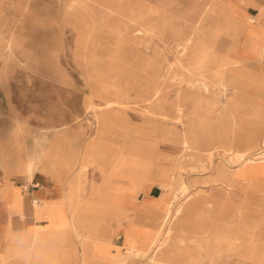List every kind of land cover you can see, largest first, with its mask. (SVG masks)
<instances>
[{"label":"crops","instance_id":"0c3cea01","mask_svg":"<svg viewBox=\"0 0 264 264\" xmlns=\"http://www.w3.org/2000/svg\"><path fill=\"white\" fill-rule=\"evenodd\" d=\"M144 1L149 7L148 11L143 8L142 12L156 13V16L149 17L156 24H172L171 21L182 24V18L185 20L183 24H205L211 33L207 42L211 45L210 53L222 60L230 58L239 62L235 68L203 74L212 82H221L224 87L227 84L226 91L216 86L220 95H225L224 110L219 111L217 101L209 96L184 92L177 102L183 109V124L150 117L146 113L147 107L142 114L148 127L139 129V140L132 145V126L126 118L124 127L121 117L116 121L121 131L106 136L105 142L110 145L106 147L104 140L95 137V133L87 138L83 118L85 89H71L68 85L48 82L33 74L27 88L29 93L62 92L69 95L63 97L65 106L61 111L50 116L1 118L11 127H1L3 122L0 121V264H113L127 248L149 250L167 205L181 184L174 161L169 168L162 163L163 160L156 162L149 157L157 149L150 140L170 144L173 149L178 145V151L183 140L182 132H187L203 150L212 141V137L204 135L203 131L204 126L210 125L211 131L221 136L223 144L236 136L243 144L255 140L262 142L259 131L264 125V0H190L188 17H183L182 0ZM218 38L222 40L220 45ZM217 47L223 51L217 53ZM148 63L147 68L152 69L153 63ZM211 74L220 78L212 80L208 77ZM209 89L202 88L205 94ZM71 93H77L76 109L70 108V100L75 103V96ZM153 94L154 89L147 102H153ZM165 104L158 106L157 112L173 117L176 106L169 114L165 111ZM155 126H158L156 132L153 131ZM167 133L172 135L167 136ZM34 136L44 137L40 154L26 149ZM23 139L27 142L24 146L20 143ZM88 143L94 148H88ZM38 155L39 160L35 161ZM29 157L34 160L31 175L27 171ZM94 159L99 162L95 164ZM133 161L142 162L135 173ZM184 181L191 183V190L210 192L189 202L188 218L191 220H202V212L210 208L212 215H219L225 221V191L237 193L239 203L248 198L255 203L253 208L240 209L243 211L238 212L243 214L240 219L244 221L253 215L255 220L264 219L262 214L256 213L259 205L264 204L263 161L241 167L216 165L205 172L187 171L184 172ZM218 198H222L221 204H218ZM214 210L216 213L213 214ZM234 215L232 208L230 217L235 218ZM248 225L250 232L246 240L212 235L211 242L205 245L199 244L200 239L186 241L187 238L201 237L196 228L177 229L172 237L183 238L185 242H171L167 252L163 250L155 260L153 254H148L132 258L126 264H225L230 259L232 263L237 259L242 264H264V249H260L262 242L255 236L258 226ZM9 236L18 238L19 242L12 245L15 255L6 260L4 255L11 247L7 240ZM217 240L222 245L219 251ZM225 251L232 254L225 257ZM185 253L189 254L190 260L198 253H209L211 259L187 263L184 262ZM214 253L219 256L212 258Z\"/></svg>","mask_w":264,"mask_h":264},{"label":"rangeland","instance_id":"374dc122","mask_svg":"<svg viewBox=\"0 0 264 264\" xmlns=\"http://www.w3.org/2000/svg\"><path fill=\"white\" fill-rule=\"evenodd\" d=\"M182 1L183 17H188L190 0ZM147 3L144 0H0V121L1 118L7 116L44 118L46 115L50 116L55 112H60L65 106L62 103H65L63 97L69 94L41 92L34 95L28 92L29 80L35 73L48 82L65 84L75 90L78 88L85 89L86 100L83 118L86 123L88 139L96 130V108L94 104H98L99 99L95 96L94 99L91 98L89 103L92 105L90 108H87V99L90 95V89L95 87L99 91V87L96 84V86H92L87 79L95 78V76L98 77L99 82L100 78H107L115 82V87L111 89V92L120 94L126 92L125 94L128 95L127 106L123 111V119L121 120L124 127L126 118L128 124L132 126V145L135 140L140 139L135 130L148 127L143 122L144 115L142 112L148 107L145 100L151 97L153 89L159 83H162L161 93L165 96V100L167 99L164 106L165 111L169 114L174 111L176 94L180 88L183 89V92L192 93L199 97L209 96L210 99L217 101V109L222 112L225 95H220L216 86H211L209 92L205 94L200 87L187 89L183 84V87L178 86L175 81H172L173 72L177 69L168 68V64L180 56L178 48H176L177 40L172 35L171 30L166 31L162 36L144 33L146 24H156V21L149 19L151 16H156V13L142 12L143 8L148 11ZM131 8L135 11L140 10L139 14L134 13L133 16L125 14V11L127 13V10ZM117 9L124 10V12H116ZM182 21L185 22L184 18ZM171 23L170 26H191L183 23L174 24V21ZM80 35L82 37L84 35L85 39L82 45L79 43ZM221 41L218 38V45L221 44ZM221 49L217 47L215 51L220 53L223 51ZM146 61L153 63L152 69L144 68ZM94 63L97 65L98 72L93 70ZM208 77H211L212 80L220 78L219 75L213 74L208 75ZM44 87L46 86L44 85ZM70 95L75 96V103H73V99L70 100V108L76 109L77 93ZM1 122H3L1 127H11L4 124L5 119ZM21 127L25 126L21 125ZM156 138L159 139V135ZM31 139L28 141L26 149L40 154L45 143L44 137L42 139L40 136L38 138L34 136ZM219 140L221 141V139ZM219 140L217 139L215 143L222 145L223 143ZM150 141L153 145L156 144L157 149L155 154L149 157L156 162L163 160L162 163L171 167V163L177 157V149H173L170 144L157 142L156 139ZM211 143L214 144V141L212 140ZM22 149L24 148L22 147ZM164 156L167 158L163 159ZM38 160L39 155L35 161ZM238 199L237 193L228 194V191H225L226 222L232 223L242 220L239 217H230L232 208L238 206ZM221 201L222 198L217 199L218 204H221ZM242 202L244 204L253 202V200L248 198ZM254 204L251 203L250 206H254ZM256 213L262 214L261 218H264V204L258 207ZM253 216L244 221L250 225L258 226L255 236L259 238V242H262L260 244L262 250L264 249V219L255 220ZM249 232L241 230L237 233L238 235L230 236L236 241H243L249 238ZM226 249H228L227 246ZM225 252V257L232 254ZM249 256L251 257V255ZM231 260L225 264H242L237 259L233 263Z\"/></svg>","mask_w":264,"mask_h":264},{"label":"bare ground","instance_id":"6f19581e","mask_svg":"<svg viewBox=\"0 0 264 264\" xmlns=\"http://www.w3.org/2000/svg\"><path fill=\"white\" fill-rule=\"evenodd\" d=\"M88 2H90V1H88ZM70 6H72V5H70ZM83 7H85V6H83ZM90 10H92V9H90ZM139 11H135L134 9L131 8V9L127 10V13L125 11V14H127L129 16L130 15L133 16L134 13H136V15H138ZM116 12L122 13V12H124V10H118L117 9ZM163 22H164V20H163ZM85 24H87V23H85ZM146 25L147 26L144 29V33L146 32V33H151V34L156 35V36H162L166 31L171 30L172 35L176 38V40H177V47L176 48H178L180 56L178 58H176L174 61L169 62L168 68H172V69L176 68L177 69L176 71L173 72V78H171V79H173L172 81H175V83L178 86H182V84H183V86H185L187 89L200 87V88H204L206 90L209 89L211 86H220V87H222L221 88L222 91H224V90L226 91L227 84H225V87H224V84H222L221 82H212L211 80H208V78L204 77L203 74H206L207 72H217L218 70H221V69L226 70V69L235 68L239 65V62L235 59H230V58H225V60H222L217 55L210 53L211 45L207 44V42L211 36V33L209 32V30L207 29L205 24H190L191 26H187V25L170 26V24H146ZM83 41H85L84 35H83V37L80 35L79 36L80 45H82L84 43ZM117 47H120V46L117 45ZM117 49H119V48H117ZM262 54L264 55V48L262 50ZM262 61H263V59H262ZM148 64H149L148 61H146V63L144 64V68H147ZM97 69H98L97 65L94 63L93 70L97 71ZM178 69H180L181 71ZM87 81L92 86L96 84L99 87V91L95 87L90 89V95L89 96L87 95L88 96V99H87L88 100V104H87L88 107L87 108H90V105H92L91 103H89L91 101V98H93L95 96L99 99V103L94 104V106L96 108V117L95 118H96V123H97L96 130H95V137H97L99 139H103L104 143L106 144L105 138L108 134H111L114 131H117L118 133L121 131V126L119 124H116V121L122 117L123 111H124L125 107L127 106L128 95L125 94L126 92L123 94H120L117 92H111V89L112 88L114 89V87H115V83L113 81L108 80L107 78L106 79L100 78V82H99L98 77L95 76V78L94 77L89 78V79H87ZM167 81H168V79H167ZM129 82H131V81H129ZM164 84H166V83H164ZM185 87H184V89H185ZM162 89H163L162 83H159L154 88L153 102L149 103V102H147V100H145L148 103V108H149V110L146 113L149 114L150 117L154 116L155 118H158L160 121L170 120L172 122H176L177 124H183V121H184L183 109L181 106H179L177 104V102L179 101L180 94L184 93L182 91L183 89L180 88L176 94V102L174 103V105L176 106L177 110H176V113L174 114L173 117H170L166 113L157 112L156 108L158 106H160L161 104L165 103L167 100V99L165 100V97L161 93ZM93 112H94V110H93ZM142 113H144V112H142ZM190 125H191V123H190ZM211 130L212 129H211L210 125L204 126V130H203L204 135H206L208 137H212L214 144L210 142V144L206 148H204L203 150H200L199 146L193 141V137H190L191 135L189 133L182 132L183 140H182L180 149L177 151V157L174 159V163L177 165V168L179 170L177 172H179L178 178L181 181V184L179 186V189L174 194L172 200L167 205L166 214H165L164 218L162 219V221L159 225V230L157 232V236L153 239L149 250L127 248L125 251V254L123 256H121L119 259H117V261L113 264H126L132 258H135V259L141 258V257L147 256L148 254H153L152 259L155 260L156 257L158 256V254L162 253L163 250L165 252H167V248L172 244L171 242H174V241H177L179 243L185 242V239H183V238H178L177 236H176L177 238L172 237V234L177 229H183V228H187V227L196 228L198 230V233L201 235V237L197 238L195 236L193 238H187L186 241L194 242L195 240L200 239V240H202L199 243L201 245L202 244H204V245L209 244L212 240V235L213 236L214 235L230 236V235H236L237 233L241 232V230L249 231L250 226L248 225L247 221L239 220L237 222H232V223L223 221V220H221L219 215H212L210 208L207 211L202 212V214H201L203 217L202 220H195V219L191 220L188 218V213L190 212V208H191L189 202L196 199L197 197L198 198L199 197H205V196H207L208 193L210 194V192L207 190H204V189L191 190L190 189L191 183H188L190 180L188 182H186L187 180L184 181V172H187V171H189V172H200V171L205 172V171L210 170L211 168H213L216 165H223V164L228 165V166H240L241 167L244 165L255 164L258 161L264 162V149L259 150L260 147L264 146V125L262 126L261 130L259 131V135L261 137H263V140L261 143L258 140L247 142L245 144L239 143V139L236 136L235 138H232V139L230 138L227 142H225V144H222V145L216 144L215 143L216 140L217 139L219 140L222 138H221V136H218L215 133H213ZM135 131L138 135H141L140 130L136 129ZM153 131L154 132L158 131V126H155L153 128ZM21 135H23V132ZM170 135H172V133H167V136H170ZM220 142L222 143V140ZM20 143H22V145L24 146L27 142L25 139H23ZM176 144H178V143H176ZM109 146L110 145L107 146V144H106V147H109ZM1 148H2V145H1L0 149ZM88 148H94V146L89 144ZM177 148H178V145H176V149ZM261 151H263V152H261ZM93 161L95 162V164H97L99 162V160H96V159H94ZM102 163H104V161ZM141 165H142V162L133 161V172L135 173L136 170L140 169ZM33 166H34V160L29 157V160L27 161V171H28L29 175H31ZM235 170H237V169H235ZM215 173H216V171H215ZM163 179H166V178H163ZM198 182H200V181H198ZM213 183H215V182H213ZM236 183H237V181H236ZM224 199H225V197H224ZM251 203L254 204V202H248V203H244V204H243V202L238 203V206L237 207L235 206L236 208H233V211L235 212L234 216L241 218V216L243 214L240 215L239 213L243 212V211H241L240 209L244 208V210H245L246 208H249V207L253 208L254 206H250ZM212 212L214 214L215 210ZM231 212H232V210H231ZM211 217H213L212 220L210 219ZM7 240L9 241V244L11 245V247H10L9 251L4 255V258L6 260L12 258L15 255V252L13 251L12 245L15 242H17V243L19 242V239L15 238L14 236L7 237ZM141 240L143 241L144 239H141ZM23 241H25V240H22V242ZM131 242H133V241H131ZM217 242L218 243L216 244V248L218 250V248L222 245L218 240H217ZM228 243L230 244V242H228ZM226 245H228V244H226ZM184 255H185V261L184 262H187V263L191 262V261L203 262L205 260L211 259L209 253L195 254V256L194 255L191 256V260L189 259L190 256L188 253H185ZM20 256L22 257V255H20ZM218 256H219L218 253H214L211 255L212 258H217ZM22 260H24V259H22Z\"/></svg>","mask_w":264,"mask_h":264}]
</instances>
